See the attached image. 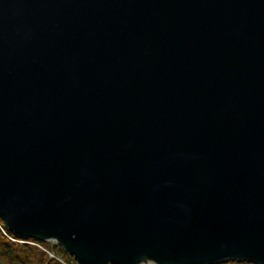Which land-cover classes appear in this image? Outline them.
<instances>
[{"label": "water", "instance_id": "95a60500", "mask_svg": "<svg viewBox=\"0 0 264 264\" xmlns=\"http://www.w3.org/2000/svg\"><path fill=\"white\" fill-rule=\"evenodd\" d=\"M0 219L76 264H264V0H0Z\"/></svg>", "mask_w": 264, "mask_h": 264}, {"label": "trees", "instance_id": "16d2710c", "mask_svg": "<svg viewBox=\"0 0 264 264\" xmlns=\"http://www.w3.org/2000/svg\"><path fill=\"white\" fill-rule=\"evenodd\" d=\"M23 240L24 242H19ZM34 243L40 245L37 246ZM0 264H76L55 242L22 238L10 231L0 219ZM217 264H253L227 260Z\"/></svg>", "mask_w": 264, "mask_h": 264}, {"label": "rangeland", "instance_id": "374dc122", "mask_svg": "<svg viewBox=\"0 0 264 264\" xmlns=\"http://www.w3.org/2000/svg\"><path fill=\"white\" fill-rule=\"evenodd\" d=\"M19 242H23V240H20ZM48 242H51V243H52V242H54V241H48ZM55 243H56V242H55Z\"/></svg>", "mask_w": 264, "mask_h": 264}, {"label": "built area", "instance_id": "2783aa9c", "mask_svg": "<svg viewBox=\"0 0 264 264\" xmlns=\"http://www.w3.org/2000/svg\"><path fill=\"white\" fill-rule=\"evenodd\" d=\"M23 242H24V241H23ZM34 244L40 247V245H38V244H36V243H34Z\"/></svg>", "mask_w": 264, "mask_h": 264}, {"label": "bare ground", "instance_id": "6f19581e", "mask_svg": "<svg viewBox=\"0 0 264 264\" xmlns=\"http://www.w3.org/2000/svg\"><path fill=\"white\" fill-rule=\"evenodd\" d=\"M75 261V260H74ZM227 261V260H226ZM236 261V260H235Z\"/></svg>", "mask_w": 264, "mask_h": 264}]
</instances>
